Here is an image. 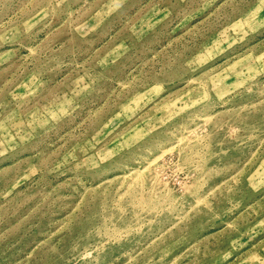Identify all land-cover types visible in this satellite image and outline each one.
Segmentation results:
<instances>
[{
	"label": "rangeland",
	"instance_id": "374dc122",
	"mask_svg": "<svg viewBox=\"0 0 264 264\" xmlns=\"http://www.w3.org/2000/svg\"><path fill=\"white\" fill-rule=\"evenodd\" d=\"M0 264H264V0H0Z\"/></svg>",
	"mask_w": 264,
	"mask_h": 264
}]
</instances>
